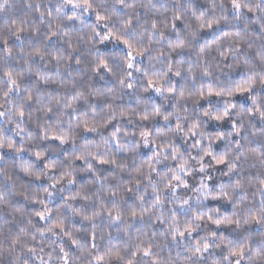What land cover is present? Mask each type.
I'll use <instances>...</instances> for the list:
<instances>
[{
    "label": "clouds",
    "instance_id": "obj_1",
    "mask_svg": "<svg viewBox=\"0 0 264 264\" xmlns=\"http://www.w3.org/2000/svg\"><path fill=\"white\" fill-rule=\"evenodd\" d=\"M0 264H264V0H0Z\"/></svg>",
    "mask_w": 264,
    "mask_h": 264
}]
</instances>
